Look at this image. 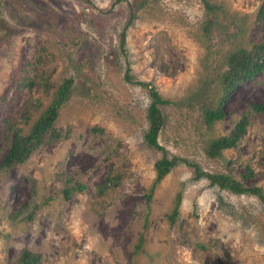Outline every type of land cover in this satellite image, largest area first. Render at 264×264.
<instances>
[{
  "label": "rangeland",
  "instance_id": "1",
  "mask_svg": "<svg viewBox=\"0 0 264 264\" xmlns=\"http://www.w3.org/2000/svg\"><path fill=\"white\" fill-rule=\"evenodd\" d=\"M113 1L0 0V121L25 131L48 104L36 86L32 92L16 88L27 61H36L53 87L66 76L74 80L56 125L60 138L0 172V264H12L25 248L41 256L38 264H264V207L254 195L192 181L181 163L146 202L162 154L143 141L147 91L124 74L130 66L136 80L152 82L174 101L163 107L158 135L169 154L262 188L264 116L250 112L244 135L221 159H209L204 146L209 137L228 134L248 104L264 103V88L238 84L222 104L224 118L207 130L202 109L184 103L199 87L201 101L209 100L210 70L234 42L225 37L224 22L204 36L201 0ZM261 1L217 0L226 12L247 17L246 40L264 36V27L253 22ZM130 14L122 52L119 33ZM6 150L0 131V161ZM67 179L84 189L64 198ZM179 190L182 200L170 222Z\"/></svg>",
  "mask_w": 264,
  "mask_h": 264
},
{
  "label": "trees",
  "instance_id": "2",
  "mask_svg": "<svg viewBox=\"0 0 264 264\" xmlns=\"http://www.w3.org/2000/svg\"><path fill=\"white\" fill-rule=\"evenodd\" d=\"M120 0H114L112 4ZM204 7V13L207 20L199 30L202 35H208L210 27L220 20L224 22L225 37L232 38L233 43L225 51V56L216 67L212 68V82L209 89V100L207 103L201 101L200 87L198 91H192L191 99L185 100L189 106L192 100L202 109V121L207 130H212L215 122L224 118L225 113L222 104L227 96L235 89L238 84L252 82L264 88V36L255 40H246L247 17L239 16L238 13H228L217 0H201ZM228 13V14H227ZM134 19V14H130L124 27L119 33V48L125 52L126 30ZM256 25L264 27V0L261 1L254 15ZM232 27V32H227L226 27ZM36 61H27L16 76V88L27 89L32 92L36 86L43 91L44 95L49 96L46 107L40 112L37 118L30 124L28 129L12 123L9 119L0 121L1 140L7 148L0 161V172H8L9 169L23 163L30 154L43 143H49L52 140L60 138V131L56 128L59 115L67 104L71 89L73 88V77L71 75L64 77L60 82L51 86L47 76L37 70ZM124 79L132 84H137L146 89L149 96V103L145 110L147 128L143 134L144 143L151 148L159 150L161 157L154 162L155 176L149 187L145 188L144 196L147 203H150L155 188L161 180L177 165L184 163L191 169L192 181L206 179L210 186H217L222 190L234 194L249 193L259 199L264 207V188L260 186H244L242 181L223 171L209 172L205 171L196 162L189 161L178 155L169 154L166 149L159 144L158 135L164 125L163 107L174 103L170 99L164 98L152 82L136 80L131 73L130 66L126 67ZM203 84V82L201 83ZM207 95V96H208ZM36 105L39 100L36 98ZM190 101V102H189ZM184 102V101H183ZM33 107V106H32ZM37 107V106H36ZM34 107V108H36ZM33 108V109H34ZM31 110L26 108L22 120L28 124L31 118ZM253 112L255 115L264 116V103H250L248 109L242 113L240 118L235 121L232 130L228 134L218 137H209L204 146V153L209 159L217 160L223 156L226 149L235 148L238 141L244 135L250 122L248 114ZM30 116V117H29ZM249 176L248 172L245 177ZM67 183L62 190L64 198H67L72 191L83 190L84 185L73 183L66 180ZM105 186V185H104ZM182 200V190H179L173 199L170 222L175 220L178 213V207ZM143 244L142 235L134 245L133 254L136 257ZM41 256L29 248L23 249L17 259L12 264H38Z\"/></svg>",
  "mask_w": 264,
  "mask_h": 264
}]
</instances>
